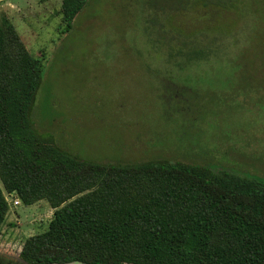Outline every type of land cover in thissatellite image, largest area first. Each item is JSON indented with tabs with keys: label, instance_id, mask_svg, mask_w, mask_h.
Returning a JSON list of instances; mask_svg holds the SVG:
<instances>
[{
	"label": "rangeland",
	"instance_id": "obj_1",
	"mask_svg": "<svg viewBox=\"0 0 264 264\" xmlns=\"http://www.w3.org/2000/svg\"><path fill=\"white\" fill-rule=\"evenodd\" d=\"M63 0H0L36 58L33 119L82 158L169 159L264 178V0H89L62 33ZM215 36L216 56L169 60L180 40ZM0 264H26V238L54 209L9 198ZM68 264H83L73 262Z\"/></svg>",
	"mask_w": 264,
	"mask_h": 264
},
{
	"label": "trees",
	"instance_id": "obj_2",
	"mask_svg": "<svg viewBox=\"0 0 264 264\" xmlns=\"http://www.w3.org/2000/svg\"><path fill=\"white\" fill-rule=\"evenodd\" d=\"M89 0H63L69 32ZM169 60L204 62L215 36L180 40ZM36 58L0 18V231L8 196L54 209L47 230L19 252L26 264H264V178L181 160L131 163L82 158L37 127L43 85Z\"/></svg>",
	"mask_w": 264,
	"mask_h": 264
},
{
	"label": "built area",
	"instance_id": "obj_3",
	"mask_svg": "<svg viewBox=\"0 0 264 264\" xmlns=\"http://www.w3.org/2000/svg\"><path fill=\"white\" fill-rule=\"evenodd\" d=\"M16 203H19V200H16Z\"/></svg>",
	"mask_w": 264,
	"mask_h": 264
},
{
	"label": "water",
	"instance_id": "obj_4",
	"mask_svg": "<svg viewBox=\"0 0 264 264\" xmlns=\"http://www.w3.org/2000/svg\"><path fill=\"white\" fill-rule=\"evenodd\" d=\"M10 198V196H8V199Z\"/></svg>",
	"mask_w": 264,
	"mask_h": 264
}]
</instances>
